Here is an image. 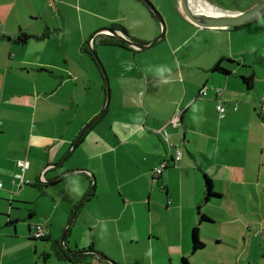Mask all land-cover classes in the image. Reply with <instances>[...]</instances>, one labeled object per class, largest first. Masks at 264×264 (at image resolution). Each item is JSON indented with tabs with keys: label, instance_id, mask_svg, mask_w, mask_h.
<instances>
[{
	"label": "crops",
	"instance_id": "1",
	"mask_svg": "<svg viewBox=\"0 0 264 264\" xmlns=\"http://www.w3.org/2000/svg\"><path fill=\"white\" fill-rule=\"evenodd\" d=\"M169 1L151 2L165 10ZM172 3L185 16L178 0ZM149 9L143 0H0V179L5 184L0 191V264L11 254L15 261V236L28 240L27 234H19V221L30 214L46 217L48 237H53V214L62 202L72 212L84 195L77 212L84 217V234L68 246L93 247L117 264H147L151 252V264L155 252L157 264H182L184 257L196 264L192 258L199 250L193 248L191 233L197 225L204 248L209 237L222 243L226 228L264 234V112L259 104L264 99V53L259 54L256 38L250 39L252 23L241 28L203 27L183 19L191 34L175 36L167 19L170 56L143 55V49L100 30L115 28L148 44L161 31ZM69 12L76 15L72 35L67 34L73 28ZM83 12L92 14L86 24L80 19ZM205 31H220L231 41L235 34L237 43L203 53L206 43L196 41L190 52L179 55ZM23 34L29 36L25 43L18 41ZM165 39L164 35L158 42ZM92 46L105 63L111 100L71 150L83 126L106 103V81L104 85L94 74V64H99ZM221 58H226L221 65L229 73L213 70ZM243 77L251 78V84ZM91 79L97 91L100 85L104 91L95 109L84 101ZM216 86L225 90L223 116L216 107ZM203 87L210 88L207 97L200 96ZM179 112L181 124L166 125L170 141L184 151L175 165L174 149L159 132ZM24 158L29 161L24 177L32 184L16 192L17 160ZM165 158L171 165L156 179L153 168ZM78 169L88 172H81L83 176ZM204 173L220 194L207 202ZM41 177H59L57 184L67 193L50 190L51 183L35 186ZM55 198L59 202L53 204ZM200 209L210 221L199 224ZM25 223L31 232L35 222ZM229 240L236 249L233 238ZM35 245L37 250L41 247ZM127 246H140L145 255L128 257ZM119 248L121 253L115 255L112 251ZM94 253L91 257L100 264H111ZM86 255L78 257L81 263ZM217 261L225 264L223 256Z\"/></svg>",
	"mask_w": 264,
	"mask_h": 264
},
{
	"label": "rangeland",
	"instance_id": "2",
	"mask_svg": "<svg viewBox=\"0 0 264 264\" xmlns=\"http://www.w3.org/2000/svg\"><path fill=\"white\" fill-rule=\"evenodd\" d=\"M213 1L215 2L216 6L221 8V9L243 12V11L251 8L253 5H255L256 3H258L261 0H213ZM162 8H164L165 10H163V9L159 10L160 8L159 9L157 8V10L161 13V15L163 17V21H164L165 26H166V33H165L166 39L161 41V42H157V44H155L154 46H152L149 49H143L144 51L141 52V53H143V55L165 54L167 56H170L171 55V49L168 46L166 41L168 40L169 37H171V34L175 35V36H177L179 34H181L183 36H187V35L191 34V27H189L187 24H185L186 22L183 20V19H186L187 21H189L188 18L185 17L177 9L176 5H173L172 0L169 1L168 3H164V6ZM91 16H92V14H90V13L87 14V13L83 12V15L80 19H82L86 24L91 19ZM74 18H76V15H74V17H73L71 15V13L69 12L68 16H67V20H69V27L70 28L73 27V23L75 22ZM167 19L171 22V34H169V36H168V21H167ZM162 27L163 26L161 24V31H162ZM249 29L250 30L248 33L251 34L250 39L256 38L255 39V46L259 49V54L264 53V16L260 17L254 23H252V25L250 26ZM74 30H75V27L67 30V34L72 35ZM161 31H160V33H161ZM254 33H255V35H253ZM198 34H195V36ZM220 34H223V33L220 31H218L217 33L214 31H205V32L199 34L197 37L193 38L191 42H188L185 46H183V48L179 52V55L181 56V54H183V53L190 52L196 41H198L200 43H206L205 51L203 53H210L211 51H214L215 48H218L221 46L224 47L225 44L227 46H229V44L230 45L232 44L233 47H235L234 44L236 45V43H237V37L235 36V34L232 37V41H231V39H229V40L226 39L227 34L226 35L225 34L220 35ZM257 42L259 43L258 45H256ZM90 49H92V48L90 47ZM207 49H208V51H207ZM95 51L97 52L96 49H95ZM97 53H98L99 60H100V62H99V60L97 61L99 64V68L97 67L96 64H94L95 67L93 68V71H94V74L98 75L99 79H102V81L105 85L106 80H105V77L103 74L102 66L104 67L106 73H107V69H106L105 63L103 62V59H102L99 51ZM165 58L167 59L170 57H165ZM107 76H108V73H107ZM110 87H111V83H110ZM88 89L86 88V90H85V92L88 90V93L86 94V97L84 100L85 104L89 105L93 109H95L97 107V104L99 103V100L101 101L104 98L103 88L100 85L98 87V91H97V87L94 86V81H93V79H91L90 87ZM102 108L97 112V114L102 110ZM85 125L83 126V128L85 127ZM53 165H55V164H53ZM77 173H81V172L78 171ZM81 174H83V176L85 175L84 173H81ZM83 176H79V177H83ZM203 178H204V176H203ZM43 186H45V185H43ZM75 186H76V183H75ZM45 189H47V188H45ZM49 189L56 191V192H59V193H67V191L61 186V184H57L54 186L52 185L51 187H49ZM66 197L67 198L70 197V192L67 194ZM82 198H83V196L80 198V201ZM213 198H215V197H213ZM54 200L55 201L53 202V204H55L56 202H59V200L57 198H55ZM79 202L75 205V207L77 206L79 208V204H80ZM39 204H41V203H39ZM66 205H68V204H66ZM250 206H251V204H250ZM75 207H74L72 212H68L67 209L65 208L64 203L62 202V205L59 208V210L53 214L54 217H53L52 222L49 223V227L54 228V235L50 240L31 239V237H29L30 231H29L28 223H25L26 221L28 222L27 216H26V219H24L25 221H19L18 222L19 234L21 236H24L25 234H27V235H25L26 236L25 239H28V237L30 239L21 240L20 237L15 236V261H12L14 258V254H11V256L7 257V259L5 260V264H44V260H43V256H42L43 252H48L51 254V257L49 258V261L47 262V264H75V263L68 261V260L58 259L57 256L55 255V250H54L55 249L54 241L60 240L63 243V237H64V239L66 238V242H65L66 249H69L71 251H77L76 249H72L70 246H68V244H70V245L74 244V241H75L74 239L77 238V236L84 234V226L82 225V222L84 219L83 216H81L78 213L76 214L75 218L72 220L73 222L70 225L71 226V229L69 230L70 232H68V235L66 236V232L68 229L67 225H68L69 221L73 218L72 217V216H74L73 213L75 211L78 212V208L76 209ZM46 208H49L48 202L46 204H43V209L45 210ZM88 211H90V210H88ZM87 218H89V217H87ZM39 219L40 220L46 219V217H43V216L42 217L41 216L40 217H33L29 220V222H33V221L36 222ZM112 229H113V225H111L109 227V231H112ZM16 234L17 233L15 232V235ZM215 234H216V232L214 230L212 233V236L214 238H216ZM191 236H193L192 233H191ZM202 238L206 239V237H204V236ZM232 238L237 244L236 249L230 243V240L228 241V239H232ZM207 240H209V242H210V244L208 245V248L200 249L197 252V254H195V256L192 258L193 263H196V264H218L217 258L223 256V261L225 264H264V234H257V232H254V231H252V234H249L248 230L235 231L233 228H226L224 230V239H223L222 243L216 244L215 242L217 241V239H212V237H209V239H207ZM36 243L40 244V246H41V247H39L38 250L36 249V245H35ZM112 252L115 255H119L121 253V249L119 248V249H116L115 251H112ZM125 252H126V256H128V257L131 254H133L134 258H137V256L145 255V251L140 246H137L135 250L132 249L131 246H127ZM105 254L102 256V258L105 259L104 256H108L111 259V257L109 255H107V254L105 255ZM92 255H93V257H97L94 254H92ZM154 256H155V264H157V252L154 253ZM84 257L87 259L80 264H100L98 261L94 260V258H92L90 254H87ZM99 259H101V258H99ZM148 259L151 260L150 263L147 262ZM152 261H153V258H152V252H151V254L146 257V263L151 264ZM197 262H201V263H197ZM182 264H185V263L182 262Z\"/></svg>",
	"mask_w": 264,
	"mask_h": 264
},
{
	"label": "water",
	"instance_id": "3",
	"mask_svg": "<svg viewBox=\"0 0 264 264\" xmlns=\"http://www.w3.org/2000/svg\"><path fill=\"white\" fill-rule=\"evenodd\" d=\"M146 2V4L149 6V8L154 12L156 17L158 18L159 22L162 24V31L161 33L155 37L150 43L148 44H142L135 40L133 37H131L129 34H120L116 29L114 28H108L111 33L119 37L120 39H123L125 42H127L129 45L138 47L140 49H148L152 45L156 44L159 40H161L165 33H166V26L163 21V17L161 13L157 10L155 5L149 1V0H143ZM199 1V0H198ZM197 0H178V3L182 9V12L185 14V16L191 20L192 22L203 26V27H236V26H241L245 24H249L254 22L255 20L259 19L260 17L264 16V0L259 1L255 5H253L251 8L241 12V11H231V10H226V9H221L216 6L215 2L213 0H205L206 2L210 3L213 5L219 12H212L209 9H206L204 7H198ZM106 28H102L100 30H105ZM98 30V31H100ZM97 31V32H98ZM95 57L99 60V57L94 49H92ZM100 62V60H99ZM103 74L105 76L106 80V89H107V98H106V103L104 108L84 127V129L81 131L79 134L78 138L76 139L75 143L73 144L71 150L76 146L78 143L79 139L82 137V135L85 133L89 127L95 123L106 111V109L109 106L110 100H111V87H110V81L107 77V73L102 66ZM72 153L70 151L67 155V157ZM66 157V158H67ZM59 163H56L55 165H58ZM81 172H86V169H80ZM74 172L73 170L68 171V173ZM59 177H55L51 180H47L45 182H51L57 180ZM94 178V183L95 184V176ZM86 198V195H84L83 199ZM76 212V211H75ZM71 225V221H69L67 228ZM63 237V241H64ZM95 252V251H90L86 250L84 252ZM106 260H108L111 264H117L113 259H110L108 256H104Z\"/></svg>",
	"mask_w": 264,
	"mask_h": 264
},
{
	"label": "trees",
	"instance_id": "4",
	"mask_svg": "<svg viewBox=\"0 0 264 264\" xmlns=\"http://www.w3.org/2000/svg\"><path fill=\"white\" fill-rule=\"evenodd\" d=\"M150 10V9H149ZM152 12V11H151ZM253 23V22H252ZM251 24V23H250ZM248 24H245V25H241V26H236V27H233V28H241V27H244ZM117 28H120L121 30L125 31V28L124 27H120L119 25L116 26ZM127 33V32H126ZM128 34V33H127ZM29 36H27L26 34H23L21 35L20 37H18V41L21 42V43H25L27 40H28ZM143 44V43H142ZM223 60H226V58H221L213 67V70H218V71H222L224 73H229V69H227L226 67L222 66L221 65V62ZM230 61H233L232 59H230ZM246 81H249V84H251L250 81L251 78H248V77H243ZM209 88V87H207ZM223 87H220L219 86V89H221ZM224 91L223 90L221 92V94H218L219 91H217L215 93V100L217 102V105L222 102L223 105L225 106L226 104V100H225V97H224ZM259 104L261 105V111L264 112V109H263V104H264V99H259ZM216 105V107H217ZM226 107V106H225ZM233 109L234 110H237L238 109V105H237V102L234 104L233 106ZM219 112V111H218ZM100 120V119H99ZM166 121H171V118L166 120ZM2 122V121H0ZM93 126V125H92ZM91 126V127H92ZM87 131L85 132V134L82 136V138L80 139V141L83 139V137L86 135ZM160 135L163 136L162 134V128L160 129ZM164 165L161 173H157L158 171V168L159 166L161 165ZM169 165H171V159L169 158H165L163 159L162 161H160L157 165H155V167L153 168V174H154V178L158 179L159 177H161L164 169H166L167 167H169ZM28 169V168H27ZM26 169V170H27ZM25 170V172H26ZM25 172H24V175H25ZM204 177H205V185H206V196H205V202L211 200L213 197H218L220 196V194L216 193L213 189V182H212V179L206 174L204 173L203 174ZM93 178V177H92ZM2 180V179H0ZM61 180V179H60ZM59 180V181H60ZM3 182V180H2ZM13 182L15 183L16 185V192H18L20 189H22V187L25 186V184L27 183H31L30 181H27L25 180V177L23 176V179H20V178H16L14 176V179H13ZM47 183H51V185H54V184H57L58 183V180L57 181H51V182H43L40 178L36 181V183L34 184L35 186H43V185H47ZM94 178L92 180V186H91V192L93 191L94 189ZM32 184V183H31ZM28 185V184H27ZM3 188H5V184L3 182ZM3 188H0V191L3 190ZM76 209L78 208L77 206L75 207ZM74 216H72L73 218L70 220L71 223L73 222L72 220L75 218L77 212H74L73 213ZM33 214H30L29 215V218H27L28 220H30L31 218H33ZM205 221H210V219L207 217V215L205 213L202 212V210L200 209L199 210V224L202 223V222H205ZM40 228H43L44 231H45V234H43L42 236H37V233L40 231ZM71 229V226L68 227L67 229V232H66V236L68 235V232H70L69 230ZM48 231H47V226H46V220L45 219H42V220H38V222H35L34 224V227L32 228V231L30 232V236L31 239H43V240H50L52 237H48ZM28 237V239H30ZM192 239H193V248L195 251L197 250H200V249H203L205 247V243L200 239V236H199V225L195 226V228L193 229V236H192ZM66 238L64 240V242L62 243L60 240H55L54 241V247H55V255L57 256L58 259L60 260H68V261H71L75 264H80L81 263V260H79V256L81 255H85V254H91V252H84L86 251V249H80V250H77L79 251V253L77 252H71L69 251L68 249H66ZM90 248V251H95L92 252L94 253L98 258H101V260H103L102 256L104 255L102 252H99V251H96L95 249H93V247H89ZM77 253V254H76ZM42 256H43V260H44V264H47V262L49 261V258L51 257V254L48 253V252H43L42 253ZM183 262L185 264H192L186 257L183 258Z\"/></svg>",
	"mask_w": 264,
	"mask_h": 264
},
{
	"label": "built area",
	"instance_id": "5",
	"mask_svg": "<svg viewBox=\"0 0 264 264\" xmlns=\"http://www.w3.org/2000/svg\"><path fill=\"white\" fill-rule=\"evenodd\" d=\"M218 91L220 92L219 89H218ZM203 93L206 94L207 91H206V90H203ZM218 107H219V109H220L221 111L224 110L222 104H219ZM263 109H264V107H263ZM179 120H180V115H178V116L175 117L173 120H171L170 123H171L173 126H177V125L179 124ZM1 124H2V122H0V125H1ZM162 134H163V137H164L165 141H167V142L171 145V142H170V140H169L168 132H167V130H166L165 128L162 129ZM181 158H182V151H181L180 149H178V150H177V154H176V160L179 161V160H181ZM17 165L19 166L20 171L17 172V173H15V177H16V178L23 179L24 172H25V170H26L27 167H28V162H27L26 159H19V160L17 161ZM163 167H164L163 164H162L161 166H159L157 173H161ZM0 188H3V182H2V180H0ZM43 234H45V231H44L43 228H40V231L37 233V236H42Z\"/></svg>",
	"mask_w": 264,
	"mask_h": 264
},
{
	"label": "clouds",
	"instance_id": "6",
	"mask_svg": "<svg viewBox=\"0 0 264 264\" xmlns=\"http://www.w3.org/2000/svg\"><path fill=\"white\" fill-rule=\"evenodd\" d=\"M209 89H210V88L203 87V88L200 90V96H201V97H207L208 94H209ZM218 89H219V86L214 87V88H213L214 93H216V92L218 91ZM203 90H206L207 93L204 94V93H203ZM219 90H220V92H219L218 94H221V92L224 90V88H221V89H219ZM219 104H222V106H223V108H224L223 111H221V110L219 109V107H218ZM219 104L217 105V110L219 111V114H220L221 116H223V115L225 114V112H226L227 109H226V107L223 105L222 102H220ZM263 107H264V104H263ZM178 115H180V120H179V124H178V125H180V124H181V115H182V114L179 112L178 114L175 115V117H177ZM175 117L171 118V120H173ZM170 122H171V121H170ZM170 122H169V121H166V122H165V125H164L163 128L166 129V125H167L168 123H170ZM1 125H2V124H1ZM1 125H0V126H1ZM86 125H87V124H86ZM86 125H85V126H86ZM92 125H93V124H92ZM171 125H172V124H171ZM90 127H91V126H90ZM90 127H89V128H90ZM163 128H162V129H163ZM83 129H84V128H83ZM83 129H82V130H83ZM87 130H88V129H87ZM87 130H86V131H87ZM166 130H167V129H166ZM167 132H168V130H167ZM80 133H81V132H80ZM168 135H169V132H168ZM78 136H79V135H78ZM82 136H83V135H82ZM162 137H163V136H162ZM77 138H78V137H77ZM80 139H81V138H80ZM80 139H79V140H80ZM163 140H164V142H165L169 147H171L172 149H174V155H173L172 162H174L175 165L178 164V163L183 159V155H184V151H183V149H181L179 143H174V142H171V141H170V142H171V145H170L167 141H165L164 137H163ZM169 140H170V138H169ZM178 149H180V150L182 151V158H181V160H179V161L176 160V154H177V150H178ZM66 157H67V156H66ZM66 157H65V158H66ZM24 159H25V158H24ZM18 160H19V159H18ZM18 160H17V161H18ZM26 160H27V159H26ZM27 162H28V166H29V161L27 160ZM60 162H61V161H60ZM27 168H28V167H27ZM86 170H87V169H86ZM73 171H75V170H73ZM78 171L81 172L80 169H78ZM87 172H88V170H87L85 173H87ZM72 173H74V172H72ZM92 177H93V176H92ZM40 179L42 180L43 177H41ZM42 181L45 182L44 180H42ZM55 181H56V180H55ZM81 201H82V200H81ZM63 242H64V241H63Z\"/></svg>",
	"mask_w": 264,
	"mask_h": 264
},
{
	"label": "bare ground",
	"instance_id": "7",
	"mask_svg": "<svg viewBox=\"0 0 264 264\" xmlns=\"http://www.w3.org/2000/svg\"><path fill=\"white\" fill-rule=\"evenodd\" d=\"M198 1V0H197ZM198 3L199 4H197L198 5V7L200 6V7H204V8H206V9H209L210 11H212V12H219V10H217L213 5H211L210 3H208V2H206L205 0H199L198 1ZM106 29L105 30H107L108 28L107 27H105ZM115 29V28H114ZM117 30V29H116ZM109 31V30H108Z\"/></svg>",
	"mask_w": 264,
	"mask_h": 264
}]
</instances>
